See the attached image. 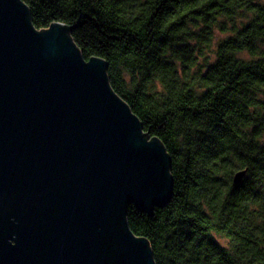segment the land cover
<instances>
[{"label": "trees", "instance_id": "trees-1", "mask_svg": "<svg viewBox=\"0 0 264 264\" xmlns=\"http://www.w3.org/2000/svg\"><path fill=\"white\" fill-rule=\"evenodd\" d=\"M22 1L34 28L65 24L84 59H104L163 142L172 200L127 210L155 264H264V0Z\"/></svg>", "mask_w": 264, "mask_h": 264}, {"label": "water", "instance_id": "water-1", "mask_svg": "<svg viewBox=\"0 0 264 264\" xmlns=\"http://www.w3.org/2000/svg\"><path fill=\"white\" fill-rule=\"evenodd\" d=\"M107 69L67 25L37 30L22 0H0V264H155L127 210L170 203L171 158Z\"/></svg>", "mask_w": 264, "mask_h": 264}, {"label": "rangeland", "instance_id": "rangeland-1", "mask_svg": "<svg viewBox=\"0 0 264 264\" xmlns=\"http://www.w3.org/2000/svg\"><path fill=\"white\" fill-rule=\"evenodd\" d=\"M218 33H220V32H218ZM218 37H221V35H220V34H218Z\"/></svg>", "mask_w": 264, "mask_h": 264}]
</instances>
